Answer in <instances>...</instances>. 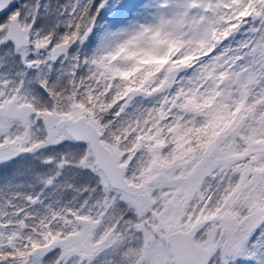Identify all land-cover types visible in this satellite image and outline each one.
<instances>
[{
    "label": "snow or ice",
    "instance_id": "6c2138e0",
    "mask_svg": "<svg viewBox=\"0 0 264 264\" xmlns=\"http://www.w3.org/2000/svg\"><path fill=\"white\" fill-rule=\"evenodd\" d=\"M112 7L0 0V264H264V0Z\"/></svg>",
    "mask_w": 264,
    "mask_h": 264
},
{
    "label": "rangeland",
    "instance_id": "374dc122",
    "mask_svg": "<svg viewBox=\"0 0 264 264\" xmlns=\"http://www.w3.org/2000/svg\"><path fill=\"white\" fill-rule=\"evenodd\" d=\"M150 2L151 0H133L128 11H123L122 13H116L117 4H113L112 8L104 12V19L100 21L103 27H100L99 32L109 26L123 27L133 20L145 18L149 11L145 5Z\"/></svg>",
    "mask_w": 264,
    "mask_h": 264
},
{
    "label": "trees",
    "instance_id": "16d2710c",
    "mask_svg": "<svg viewBox=\"0 0 264 264\" xmlns=\"http://www.w3.org/2000/svg\"><path fill=\"white\" fill-rule=\"evenodd\" d=\"M132 2H133V0H109V3H110L111 5H113V4H117L116 9L119 7V5H120L121 3L127 4L128 7H127L126 9H124L123 11H128V9L130 8V6L132 5ZM123 11H121V13H122ZM103 19H104V12L102 11L101 17H100L99 20H98V24H99V25H101V22H100V21H102ZM99 30H100V27H99L97 30H94V31H99Z\"/></svg>",
    "mask_w": 264,
    "mask_h": 264
}]
</instances>
